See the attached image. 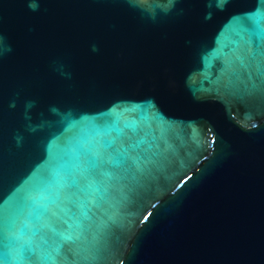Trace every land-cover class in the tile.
<instances>
[{"label":"water","instance_id":"water-1","mask_svg":"<svg viewBox=\"0 0 264 264\" xmlns=\"http://www.w3.org/2000/svg\"><path fill=\"white\" fill-rule=\"evenodd\" d=\"M0 264H264V0H0Z\"/></svg>","mask_w":264,"mask_h":264}]
</instances>
